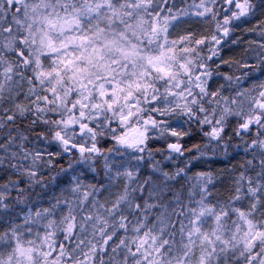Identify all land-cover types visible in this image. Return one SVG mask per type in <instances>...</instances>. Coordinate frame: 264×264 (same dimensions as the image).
<instances>
[{
    "label": "snow or ice",
    "instance_id": "snow-or-ice-1",
    "mask_svg": "<svg viewBox=\"0 0 264 264\" xmlns=\"http://www.w3.org/2000/svg\"><path fill=\"white\" fill-rule=\"evenodd\" d=\"M181 3L0 0V264H264V0Z\"/></svg>",
    "mask_w": 264,
    "mask_h": 264
},
{
    "label": "trees",
    "instance_id": "trees-1",
    "mask_svg": "<svg viewBox=\"0 0 264 264\" xmlns=\"http://www.w3.org/2000/svg\"><path fill=\"white\" fill-rule=\"evenodd\" d=\"M176 2H177V4L179 5V6H183V4L181 3V0H176ZM224 167V165L223 164H218V165H216L215 166V168L216 169H222Z\"/></svg>",
    "mask_w": 264,
    "mask_h": 264
},
{
    "label": "rangeland",
    "instance_id": "rangeland-1",
    "mask_svg": "<svg viewBox=\"0 0 264 264\" xmlns=\"http://www.w3.org/2000/svg\"><path fill=\"white\" fill-rule=\"evenodd\" d=\"M233 163H236V161H234Z\"/></svg>",
    "mask_w": 264,
    "mask_h": 264
}]
</instances>
